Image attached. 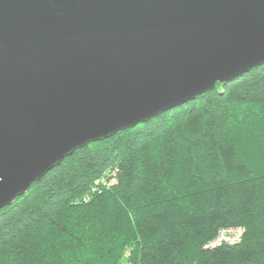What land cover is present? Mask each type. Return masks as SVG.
<instances>
[{
  "label": "trees",
  "instance_id": "16d2710c",
  "mask_svg": "<svg viewBox=\"0 0 264 264\" xmlns=\"http://www.w3.org/2000/svg\"><path fill=\"white\" fill-rule=\"evenodd\" d=\"M232 226L240 242L203 247ZM127 262L264 264V64L76 150L0 210V264Z\"/></svg>",
  "mask_w": 264,
  "mask_h": 264
},
{
  "label": "water",
  "instance_id": "95a60500",
  "mask_svg": "<svg viewBox=\"0 0 264 264\" xmlns=\"http://www.w3.org/2000/svg\"><path fill=\"white\" fill-rule=\"evenodd\" d=\"M264 64V0H0V210L76 150Z\"/></svg>",
  "mask_w": 264,
  "mask_h": 264
},
{
  "label": "built area",
  "instance_id": "2783aa9c",
  "mask_svg": "<svg viewBox=\"0 0 264 264\" xmlns=\"http://www.w3.org/2000/svg\"><path fill=\"white\" fill-rule=\"evenodd\" d=\"M115 172H113L112 174L113 176L115 175ZM92 190H94V188H92ZM242 233H243L242 228H235L234 230H231L230 228V229L223 230L218 236V238L216 239V243H217L216 245H219L221 243L222 244L225 243L227 245L234 244V242H236V240H238L241 237ZM212 245H215V244L213 243ZM125 264H132V263L127 262Z\"/></svg>",
  "mask_w": 264,
  "mask_h": 264
},
{
  "label": "rangeland",
  "instance_id": "374dc122",
  "mask_svg": "<svg viewBox=\"0 0 264 264\" xmlns=\"http://www.w3.org/2000/svg\"><path fill=\"white\" fill-rule=\"evenodd\" d=\"M115 170H116V169L110 171V174H113V172H115ZM115 173H116V172H115ZM230 228H231V230H234L235 228H241V227H239V226H232V227H223V228H219V229L216 231V234H215V236L213 237V239H211L210 241H208L207 243H205L203 247L206 248V249H213V248H216V247L222 245V243L219 244V245H216V244H217V243H216V239L218 238V236L220 235V233H221L223 230L230 229ZM243 232H244V229H243ZM242 237H243V233L241 234V237H240L238 240H236V242H234V244L240 242V240L242 239ZM213 243H214L216 246H215V245H212ZM223 244H225V243H223ZM231 245H233V244H231Z\"/></svg>",
  "mask_w": 264,
  "mask_h": 264
}]
</instances>
